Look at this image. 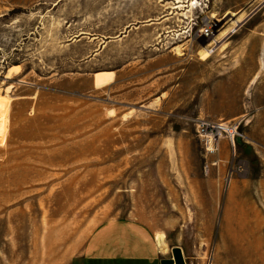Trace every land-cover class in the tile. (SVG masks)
Segmentation results:
<instances>
[{
    "label": "rangeland",
    "instance_id": "374dc122",
    "mask_svg": "<svg viewBox=\"0 0 264 264\" xmlns=\"http://www.w3.org/2000/svg\"><path fill=\"white\" fill-rule=\"evenodd\" d=\"M0 95V264H73L116 220L128 251L264 264V0H0Z\"/></svg>",
    "mask_w": 264,
    "mask_h": 264
},
{
    "label": "crops",
    "instance_id": "0c3cea01",
    "mask_svg": "<svg viewBox=\"0 0 264 264\" xmlns=\"http://www.w3.org/2000/svg\"><path fill=\"white\" fill-rule=\"evenodd\" d=\"M218 142L221 140L219 139ZM136 231L138 230L135 229L134 224L125 221L116 220L103 224L97 233L92 234L86 246V253L84 252L85 256L80 253L78 255L80 258H76L73 264H160L159 251L151 240L145 241L134 235L132 238L134 240L128 242L131 249L127 250V237ZM103 243H107V246L100 245Z\"/></svg>",
    "mask_w": 264,
    "mask_h": 264
},
{
    "label": "built area",
    "instance_id": "2783aa9c",
    "mask_svg": "<svg viewBox=\"0 0 264 264\" xmlns=\"http://www.w3.org/2000/svg\"><path fill=\"white\" fill-rule=\"evenodd\" d=\"M201 25L197 33H194L195 39H209L213 36L215 21L213 19H204L200 21ZM242 119L231 122H220L210 118H201L196 122V131L201 138L207 142H217L222 137H227L232 147L235 146L234 138L237 128L241 124Z\"/></svg>",
    "mask_w": 264,
    "mask_h": 264
},
{
    "label": "bare ground",
    "instance_id": "6f19581e",
    "mask_svg": "<svg viewBox=\"0 0 264 264\" xmlns=\"http://www.w3.org/2000/svg\"><path fill=\"white\" fill-rule=\"evenodd\" d=\"M178 8V7H176ZM14 71V70H13ZM12 74L11 68H9L7 72V77ZM112 72L104 71V72H96L95 74V85L96 87H104L111 83L112 81ZM8 100L5 96L0 95V141H3V135H4V126L6 123V113L8 112Z\"/></svg>",
    "mask_w": 264,
    "mask_h": 264
},
{
    "label": "water",
    "instance_id": "95a60500",
    "mask_svg": "<svg viewBox=\"0 0 264 264\" xmlns=\"http://www.w3.org/2000/svg\"><path fill=\"white\" fill-rule=\"evenodd\" d=\"M160 264H185V261L181 255V250L179 247L172 248L171 258H162Z\"/></svg>",
    "mask_w": 264,
    "mask_h": 264
}]
</instances>
